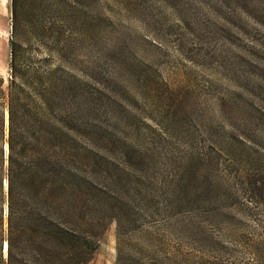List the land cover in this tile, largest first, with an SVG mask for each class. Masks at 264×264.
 <instances>
[{
	"label": "rangeland",
	"instance_id": "rangeland-1",
	"mask_svg": "<svg viewBox=\"0 0 264 264\" xmlns=\"http://www.w3.org/2000/svg\"><path fill=\"white\" fill-rule=\"evenodd\" d=\"M0 1L7 83L11 0ZM79 3L92 145L114 165L138 150L158 203L135 231L108 226L92 264H264V0Z\"/></svg>",
	"mask_w": 264,
	"mask_h": 264
},
{
	"label": "trees",
	"instance_id": "trees-1",
	"mask_svg": "<svg viewBox=\"0 0 264 264\" xmlns=\"http://www.w3.org/2000/svg\"><path fill=\"white\" fill-rule=\"evenodd\" d=\"M61 1L11 0L7 83L0 76V264H92L108 226L135 231L139 214L158 206L138 150L114 165L92 145L95 98L78 39L90 20L81 0L62 9ZM182 200L174 190L170 209Z\"/></svg>",
	"mask_w": 264,
	"mask_h": 264
},
{
	"label": "crops",
	"instance_id": "crops-1",
	"mask_svg": "<svg viewBox=\"0 0 264 264\" xmlns=\"http://www.w3.org/2000/svg\"><path fill=\"white\" fill-rule=\"evenodd\" d=\"M0 3H1V1H0Z\"/></svg>",
	"mask_w": 264,
	"mask_h": 264
}]
</instances>
